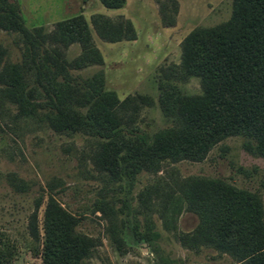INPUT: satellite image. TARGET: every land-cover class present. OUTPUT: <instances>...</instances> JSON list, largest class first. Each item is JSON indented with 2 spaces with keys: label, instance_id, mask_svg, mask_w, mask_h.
<instances>
[{
  "label": "rangeland",
  "instance_id": "1",
  "mask_svg": "<svg viewBox=\"0 0 264 264\" xmlns=\"http://www.w3.org/2000/svg\"><path fill=\"white\" fill-rule=\"evenodd\" d=\"M7 2L25 28L49 35L39 56L57 50L53 53L63 65L50 66L56 74L49 79L25 70L24 93H33L22 107L7 84V71L23 65L25 49L17 32L0 28V231L15 246L11 264H41L50 197L75 218L76 233L90 240L81 264H245L187 237L199 219L181 199L186 181L220 179L256 193L264 209V160L246 148L243 137L223 139L198 161L165 159L156 170L137 173L128 187L98 163L103 139L87 131L55 130L48 104L59 83L84 92L91 91L89 83L100 82L120 102L128 99L118 112L126 137L152 136L172 126L168 96L201 92L199 78L173 70L181 61L182 40L196 27L228 20L232 0H126L119 9L105 8L99 0ZM95 15L129 22L133 37L106 41L95 29ZM78 17L87 24L99 62L87 60L80 42L57 40L58 24Z\"/></svg>",
  "mask_w": 264,
  "mask_h": 264
},
{
  "label": "trees",
  "instance_id": "2",
  "mask_svg": "<svg viewBox=\"0 0 264 264\" xmlns=\"http://www.w3.org/2000/svg\"><path fill=\"white\" fill-rule=\"evenodd\" d=\"M0 1L4 3L0 28L18 33L27 57L21 67L8 69L6 81L13 98L25 107L33 91L24 93V72L32 69L36 76L49 79L50 74H56L50 66L63 65L53 53L57 50H44L45 56H39L49 35L25 28L12 4ZM99 2L105 8L119 9L126 0ZM92 20L99 36L109 42L132 33L129 22H114L103 15ZM58 29V34H53L58 35L57 40L65 45L80 42L88 61H100L83 18L62 21ZM173 70L182 77L199 78L201 92L170 94L167 104L174 124L152 136L122 134L123 117L118 112L127 107L128 99L120 102L104 92L100 82L89 83L91 91L84 92L67 81L52 87L54 97L48 99L51 126L57 131H87L103 139L96 153L98 163L128 187L140 171L156 170L165 159L201 160L215 144L230 136L243 137L246 148L264 160V0H232L228 20L191 30L182 40L181 61ZM39 83L44 87L42 81ZM75 104L86 109L81 112ZM181 189L186 210L199 219L187 237L211 245L237 262L264 264V209L256 193L220 179H190ZM74 226L75 218L50 197L42 221L41 264L82 263L91 243L76 233ZM14 253L15 246L0 231V264H11Z\"/></svg>",
  "mask_w": 264,
  "mask_h": 264
}]
</instances>
